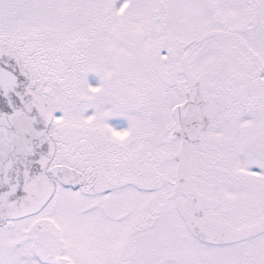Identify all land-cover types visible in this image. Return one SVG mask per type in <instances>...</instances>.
I'll use <instances>...</instances> for the list:
<instances>
[{
  "label": "snow or ice",
  "instance_id": "1",
  "mask_svg": "<svg viewBox=\"0 0 264 264\" xmlns=\"http://www.w3.org/2000/svg\"><path fill=\"white\" fill-rule=\"evenodd\" d=\"M0 264H264V0H0Z\"/></svg>",
  "mask_w": 264,
  "mask_h": 264
}]
</instances>
